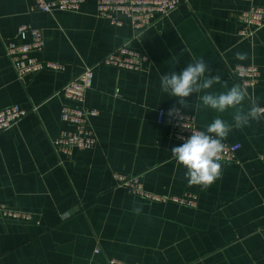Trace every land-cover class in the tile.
I'll return each instance as SVG.
<instances>
[{
  "label": "crops",
  "instance_id": "obj_1",
  "mask_svg": "<svg viewBox=\"0 0 264 264\" xmlns=\"http://www.w3.org/2000/svg\"><path fill=\"white\" fill-rule=\"evenodd\" d=\"M97 1L85 0L74 13L45 14L29 11L34 0H0V110L36 108L0 132V204L29 216H0V264H264V120L233 128L224 141L239 146L235 161L223 164L222 177L207 188L188 185L171 154L180 144L170 138L169 118L156 122L159 109L175 106L201 131L217 115L233 123L232 110L197 105L196 93L182 107L161 91L162 75L200 57L229 87L238 84L231 68H257L244 108L252 101L264 107V27L249 39L237 35L238 14L264 7V0H182L138 34L128 22L114 27L97 18ZM21 25L42 33L36 59L61 70L17 80L3 46L22 42ZM121 45L147 56V72L94 67L85 106L97 111L90 119L97 145L70 157L55 153L53 140L70 130L59 118L61 106H75L58 92ZM223 90L222 84L211 89ZM114 173L137 177L156 195H193L195 206L131 196L115 185Z\"/></svg>",
  "mask_w": 264,
  "mask_h": 264
},
{
  "label": "built area",
  "instance_id": "obj_2",
  "mask_svg": "<svg viewBox=\"0 0 264 264\" xmlns=\"http://www.w3.org/2000/svg\"><path fill=\"white\" fill-rule=\"evenodd\" d=\"M250 2L251 0H238ZM85 0H34L30 6V12H41L53 14L54 12H77ZM182 0H98L95 7L97 18L104 20L109 25L121 27L128 22L130 27L141 33L159 21L167 18ZM237 20L241 24L238 37L249 39L264 27V7H252L240 12ZM28 41H24L26 37ZM16 37L22 40L16 43L13 40L6 41L3 46V56L7 59L17 80L26 75H33L44 70L58 71L61 66L54 62H41L35 57L43 50L44 40L40 30L28 25H21L16 30ZM104 65L116 70L130 73H145L149 66V59L126 45H121L95 65L84 67L82 72L75 78L69 80L58 92L68 102L75 106L62 105L59 118L70 130L63 131L53 140L52 147L55 153L70 157L74 150H93L97 145L90 119L97 115V111L85 106V95L90 90L93 81L94 67ZM230 73L238 84L245 88H253L257 84L258 70L254 66L237 65L230 69ZM172 109V108H170ZM170 109H159L156 112V122L161 123L163 118H169L170 138L180 145L183 138L191 136L192 132L201 131L193 119L183 114L184 119L169 116ZM35 107L26 109L19 105H11L0 110V132L7 131L16 125L27 115L34 113ZM223 152L220 155L222 164L235 161L238 145L228 144L225 141ZM115 185L123 189L127 194L155 203H166L168 201L182 204L188 207L195 206V196H160L144 190L141 182L135 176H126L118 173L112 174ZM0 216L2 218L26 221L28 214L10 210L0 204ZM264 238V227L261 229ZM108 264H121L115 260H109Z\"/></svg>",
  "mask_w": 264,
  "mask_h": 264
},
{
  "label": "clouds",
  "instance_id": "obj_3",
  "mask_svg": "<svg viewBox=\"0 0 264 264\" xmlns=\"http://www.w3.org/2000/svg\"><path fill=\"white\" fill-rule=\"evenodd\" d=\"M236 58L243 60L245 53L237 52ZM216 84H222L223 91H211ZM160 89L171 98H176L179 105L189 107L187 99L191 94H198V103L204 108L219 114L232 110L233 123H229L217 115L204 131L192 132L180 146L171 149L172 157L178 167H183L184 178L189 186L207 188L222 177L223 164L220 155L224 149L223 141L233 131L250 126L251 121L264 120V107L252 101L247 109L245 101L249 98L248 90L239 84L230 87L227 82L222 83L220 75H213L203 57L194 59L187 66L177 72L173 71L160 77ZM169 116L184 119L179 108L173 106ZM142 205L134 211L139 213Z\"/></svg>",
  "mask_w": 264,
  "mask_h": 264
}]
</instances>
